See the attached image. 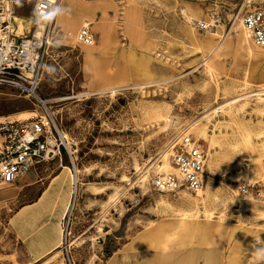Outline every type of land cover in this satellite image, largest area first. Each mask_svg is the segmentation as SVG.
Wrapping results in <instances>:
<instances>
[{"label":"rangeland","instance_id":"374dc122","mask_svg":"<svg viewBox=\"0 0 264 264\" xmlns=\"http://www.w3.org/2000/svg\"><path fill=\"white\" fill-rule=\"evenodd\" d=\"M35 2L17 0L15 14L30 18ZM60 5L68 12L55 17L37 89L47 103L0 86V120L52 111L62 153L32 172L69 166L81 172L78 193L55 257L34 262L8 227L16 187L0 188V264H254L252 250L264 246V62L247 49L264 48L238 40L232 26L264 0ZM70 15L74 39L65 34ZM85 23L92 44L78 38ZM192 122L207 138L184 133ZM184 134L206 150L201 195L153 186L161 173L149 168Z\"/></svg>","mask_w":264,"mask_h":264},{"label":"built area","instance_id":"2783aa9c","mask_svg":"<svg viewBox=\"0 0 264 264\" xmlns=\"http://www.w3.org/2000/svg\"><path fill=\"white\" fill-rule=\"evenodd\" d=\"M16 1L8 0L9 7L0 8V86L16 88L43 103L37 89L41 81L40 67L50 41L45 35L17 32L13 9ZM63 1L54 0V3ZM48 2L36 0L30 16L32 23H40L35 15L38 4L47 5ZM242 18L255 44L264 48V7L248 9L242 13ZM78 38L85 44L93 43L94 35L88 25L79 30ZM55 128L54 118L48 112L24 119L0 120V188L12 185L24 174L37 170L62 153L63 142H57ZM169 150L177 172L157 175L153 181L154 188L160 192L176 193L179 189L199 192L203 187L206 150L197 139L186 134L176 139ZM71 180L73 194L78 182L73 175Z\"/></svg>","mask_w":264,"mask_h":264},{"label":"crops","instance_id":"0c3cea01","mask_svg":"<svg viewBox=\"0 0 264 264\" xmlns=\"http://www.w3.org/2000/svg\"><path fill=\"white\" fill-rule=\"evenodd\" d=\"M71 175L63 171L48 176L46 172H28L12 184L17 205L9 216L8 227L21 250L34 262L50 254L55 257L62 245V220L73 202Z\"/></svg>","mask_w":264,"mask_h":264},{"label":"bare ground","instance_id":"6f19581e","mask_svg":"<svg viewBox=\"0 0 264 264\" xmlns=\"http://www.w3.org/2000/svg\"><path fill=\"white\" fill-rule=\"evenodd\" d=\"M3 6H7V7H9V4H8V0H0V8L1 7H3ZM79 16H80V18L81 17H84V16H82V14L83 13H80V12H78L77 13ZM63 16L64 15H62V16H58V23H60L61 21H62V19H63ZM15 20H16V22H17V24H18V30H17V32L19 33V34H26V29H28V32H30V31H32V22H31V19L30 18H23V17H19V16H17L16 14H15ZM238 20V23L236 24V25H233L232 26V29H233V27L235 28V31H236V34H237V38H238V40H248L249 39V37L251 38L252 36H251V33H250V31L246 28V26H245V24H244V22H243V18H241V17H239L238 16V18L235 20V21H237ZM54 21H55V18L54 19H52L51 20V22H48L47 24H45L44 22H40V23H38V25L36 26V28H35V30H34V32L36 33V36H42V35H46V37L48 36V38H49V41L51 40V37H53V33H54V31H55V27H54ZM76 22H77V19L76 18H74V16L73 15H70V17L66 20V23H67V26H68V28H70V29H68V30H66V32H65V34L68 36V37H71V38H75V32H74V28H75V24H76ZM84 26H87V23H85V25ZM53 39H54V37H53ZM249 42V41H248ZM219 48H220V45H218L216 48H215V50L213 51V53H215V52H218V50H219ZM248 51V54L254 59V62H256V63H260V62H264V52H262V51H259V50H257V49H255V48H253V47H250V48H248L247 49ZM212 53V54H213ZM211 54V55H212ZM205 64H207V61L205 62ZM208 65V64H207ZM210 71V70H209ZM242 87V86H241ZM114 89V88H113ZM112 91H114V90H112ZM264 88H263V90H262V95H264ZM115 92V91H114ZM258 93V92H257ZM37 94H38V91H37ZM245 94V93H244ZM243 94V95H244ZM261 93H258L257 95L259 96ZM39 95V94H38ZM248 95V94H247ZM241 96V95H240ZM235 101H237V99L236 100H234V102ZM43 103L45 104V103H47V100H45V101H43ZM48 107V106H47ZM216 110H218V109H215V111ZM47 111V110H46ZM35 112V111H34ZM48 113L54 118V113L52 112V111H48ZM35 115H37L36 114V112L34 113V115H32V116H35ZM31 116V113H29V116L28 117H25V118H29V117H32ZM165 116H167V115H163L162 116V118H165ZM162 118H160V119H162ZM7 119H9V120H15V119H24V118H20V117H14V118H7ZM54 121H55V118H54ZM230 121H232V120H230ZM193 123V122H192ZM55 127H58L57 126V124H56V121H55ZM206 127H207V124H206ZM207 129L206 128H203V127H201V126H199L197 123H193V124H191V125H189V127L185 130V132L184 133H189L188 131H193V132H195L199 137H203V138H207V131H206ZM186 133V134H187ZM62 136V135H61ZM215 136V135H214ZM243 138V137H242ZM247 138V137H246ZM248 140V139H247ZM212 144H213V140H212ZM158 161H156L155 163H153V165L149 168V170H151V169H158L160 172H158V173H161V174H166V173H176L177 172V170H176V168H175V166L172 164V162H171V157H170V150L169 149H167V150H165V151H163V154H162V159H161V161L160 162H158ZM207 162H208V159H206V161H205V163H204V167L206 168L207 167ZM75 165H76V163H75ZM67 168H69V170H70V173L74 176V180H77V182H78V179L80 178V173L81 172H78L77 171V173H78V176L79 177H76V175L74 174L75 172H74V170L72 169V168H70L69 166H66ZM76 168H77V165H76ZM149 170L147 171V172H145V174L142 176V177H144V182H146L147 181V178H148V176H147V173L149 172ZM204 176V173L202 174V177ZM78 178V179H77ZM80 180V179H79ZM185 191H188V190H185V189H179V194H181V193H183V192H185ZM78 193V185H77V187H76V189H74V191H73V194H72V197H73V202H71L70 203V205H69V211L73 208V206L75 205V199L74 198H76V194ZM198 193V192H197ZM199 194L201 195L202 193L201 192H199ZM237 194V193H236ZM188 195V193L186 192V194H185V196H187ZM237 196V195H236ZM238 197H239V195H238ZM251 197V196H250ZM237 198V197H236ZM160 202L162 203V204H165V203H167L166 202V200L164 199V197H161V199H160ZM252 201H251V198L249 199V198H247L246 199V203H251ZM74 203V204H73ZM179 212H182V219H181V221H182V224H187V223H189L190 221H189V219L188 218H190L191 217V215H190V213H189V211L188 210H184V209H179L178 210ZM63 238H62V244H63Z\"/></svg>","mask_w":264,"mask_h":264},{"label":"clouds","instance_id":"9594fccd","mask_svg":"<svg viewBox=\"0 0 264 264\" xmlns=\"http://www.w3.org/2000/svg\"><path fill=\"white\" fill-rule=\"evenodd\" d=\"M67 12L68 9L62 7L60 4H55L54 0H49L47 5L38 4L35 15L37 22H48L55 17L65 15ZM252 251L254 264H264V246L255 247Z\"/></svg>","mask_w":264,"mask_h":264}]
</instances>
